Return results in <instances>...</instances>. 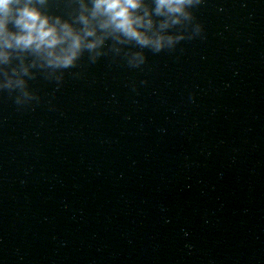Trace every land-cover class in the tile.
I'll return each mask as SVG.
<instances>
[{
  "label": "clouds",
  "instance_id": "9594fccd",
  "mask_svg": "<svg viewBox=\"0 0 264 264\" xmlns=\"http://www.w3.org/2000/svg\"><path fill=\"white\" fill-rule=\"evenodd\" d=\"M47 3L0 0V89L18 91L17 104L38 99L25 79L35 78L32 69L44 70L48 78L60 81L61 70L74 67L85 52L92 62L105 55L109 40L113 42L110 51L117 54L123 51L119 45L130 44L157 53L173 49L186 35L168 30L193 25L190 9L202 0H73L76 7L70 19L42 10ZM201 32L202 26L196 23L187 38ZM125 55L133 67L146 59L142 51Z\"/></svg>",
  "mask_w": 264,
  "mask_h": 264
}]
</instances>
